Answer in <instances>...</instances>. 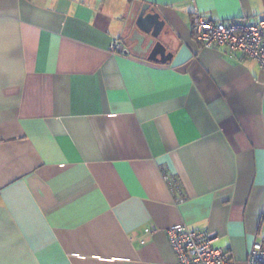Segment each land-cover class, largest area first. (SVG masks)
I'll list each match as a JSON object with an SVG mask.
<instances>
[{
	"label": "crops",
	"instance_id": "0c3cea01",
	"mask_svg": "<svg viewBox=\"0 0 264 264\" xmlns=\"http://www.w3.org/2000/svg\"><path fill=\"white\" fill-rule=\"evenodd\" d=\"M196 15L256 22L264 0H0V264H169L184 224L249 264L264 69L202 45Z\"/></svg>",
	"mask_w": 264,
	"mask_h": 264
},
{
	"label": "built area",
	"instance_id": "2783aa9c",
	"mask_svg": "<svg viewBox=\"0 0 264 264\" xmlns=\"http://www.w3.org/2000/svg\"><path fill=\"white\" fill-rule=\"evenodd\" d=\"M194 35L202 45L221 46L234 54L255 58L264 69V17L256 22L244 19L215 20L196 15ZM115 46H119L116 41ZM166 180L171 181L168 175ZM180 201L184 196L180 195ZM168 236L177 255V261L169 264H232L230 252L215 247V236L206 229L179 225L168 229ZM249 264H264V242L254 241L248 255Z\"/></svg>",
	"mask_w": 264,
	"mask_h": 264
},
{
	"label": "water",
	"instance_id": "95a60500",
	"mask_svg": "<svg viewBox=\"0 0 264 264\" xmlns=\"http://www.w3.org/2000/svg\"><path fill=\"white\" fill-rule=\"evenodd\" d=\"M148 8H149V4L145 3L139 13L137 24L141 28L146 29V30H151L153 28V31L157 35L160 29L162 28V23L159 20V14L152 10L148 11ZM160 52L163 55L165 53V47L159 41L156 43V46L153 48L151 55H150V59L167 61V59H169L168 56H165L160 59L157 57L158 53Z\"/></svg>",
	"mask_w": 264,
	"mask_h": 264
}]
</instances>
